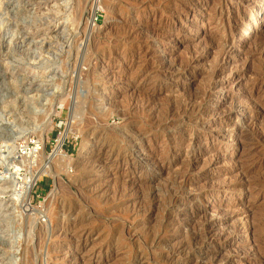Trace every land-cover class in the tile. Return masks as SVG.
Instances as JSON below:
<instances>
[{"label":"rangeland","instance_id":"374dc122","mask_svg":"<svg viewBox=\"0 0 264 264\" xmlns=\"http://www.w3.org/2000/svg\"><path fill=\"white\" fill-rule=\"evenodd\" d=\"M133 263L264 264V0H0V264Z\"/></svg>","mask_w":264,"mask_h":264},{"label":"bare ground","instance_id":"6f19581e","mask_svg":"<svg viewBox=\"0 0 264 264\" xmlns=\"http://www.w3.org/2000/svg\"><path fill=\"white\" fill-rule=\"evenodd\" d=\"M102 4V3H101ZM101 4L99 5V6H101ZM100 88V87H99ZM205 91V90H204ZM103 97V96H102ZM99 100V99H98ZM97 100V101H98ZM103 101V100H102ZM111 101V100H110ZM100 102V101H99ZM107 102V101H106ZM104 103V102H103ZM110 103H112V102H110ZM114 103V102H113ZM109 105V104H108ZM115 105V104H114ZM200 105V104H199ZM105 106H106V104H105ZM14 110V109H13ZM125 113V112H124ZM127 114H128V112H127ZM52 122V121H51ZM132 129L133 128H131V129H129V130H131L132 131ZM130 133V132H129ZM128 134V133H127ZM130 136V135H129ZM136 136V135H135ZM134 142V141H133ZM62 143H63V139H61L60 140V142H59V144H58V146L56 147V150H55V155H53V156H55V160L54 161H50V162H47V163H45V164H43L42 166H41V168L39 169L38 168V170L37 171H34V173H35V176H33V175H31V177H29V179H27V181L25 182V184H23L22 185V187H23V190H22V193H21V200L23 201V206L25 207V209H26V211H30V213H32L33 211H35V212H37V214H39V213H42V211L40 210V209H38V208H36L35 206H33L32 204H31V190H32V188H33V185H34V181H35V179L36 178H38V177H40L41 175H52L53 177H54V179L55 180H58L57 178H58V176H60V170H59V166H60V161H59V163L57 164L56 162L58 161V159L59 158H66L67 157V155L66 154H64V152H63V149H62ZM132 146V145H131ZM44 146L42 145L40 148L42 149ZM137 147V146H136ZM119 150V149H118ZM142 149H141V147H138L137 148V152H139L140 154L139 155H143L144 153H142L141 154V151ZM50 155H52V154H50ZM41 156H42V154H41ZM44 156V155H43ZM138 156V155H137ZM139 157V156H138ZM48 159V158H47ZM138 159V158H137ZM147 159V158H146ZM146 159H139V160H135L138 164H142V166H145V163H146ZM46 160V159H45ZM145 160V161H144ZM48 161V160H47ZM45 162V161H44ZM65 161H63V163H64ZM134 162V161H133ZM62 164V163H61ZM147 164V163H146ZM63 165V164H62ZM64 165H65V163H64ZM140 168V167H139ZM145 169V168H144ZM60 179V178H59ZM61 181V180H60ZM56 183H58V181H56ZM56 186V185H55ZM56 188H57V186L53 189V191H52V193H50L51 195H53V194H55L56 193ZM50 195V196H51ZM179 200V199H178ZM185 205V204H184ZM48 210L46 209L45 211H43V212H45L44 213V215H46V216H48V214L47 213H49V212H47ZM215 214V213H214ZM203 215V214H202ZM204 216H205V214H204ZM49 217V216H48ZM48 219V218H47ZM204 219V218H203ZM207 222V221H206ZM210 222V221H209ZM204 223V222H203ZM163 224V223H162ZM168 224V223H167ZM166 224V225H167ZM199 224V223H198ZM164 225V224H163ZM203 225H206V223L205 224H203ZM203 225H201V226H203ZM170 226V225H169ZM167 227V226H166ZM187 227V226H186ZM193 227V226H192ZM159 228V227H158ZM163 228V227H162ZM186 229V228H185ZM200 231V230H199ZM197 232L196 233V238L197 239H201V238H206L207 237V234H209L208 232H207V225H206V227H202V230L200 231V232ZM187 234V233H186ZM155 236V235H154ZM158 236V235H157ZM188 236V235H187ZM186 237V236H185ZM157 238V237H156ZM154 239V238H153ZM152 239V240H153ZM212 239V238H211ZM161 240V239H160ZM191 240V239H190ZM192 241V240H191ZM202 241V240H201ZM205 241V240H204ZM214 241V240H213ZM162 242V241H161ZM165 242V241H164ZM183 242V241H182ZM195 243V242H194ZM217 243V242H216ZM209 245V244H208ZM188 246V245H187ZM189 246H190V244H189ZM195 246V245H194ZM193 246V247H194ZM193 247H192V245H191V248L193 249ZM183 248H185V247H183ZM191 248H189V249H191ZM195 248V247H194ZM174 249V248H173ZM181 250V249H180ZM175 251V250H174ZM173 251V252H174ZM140 254V253H139ZM173 254V253H172ZM142 255V254H141ZM219 255V254H218ZM135 256V255H134ZM161 256V255H160ZM141 257V256H140ZM134 258V257H133ZM198 259V258H197ZM207 259V258H206ZM165 260V259H164ZM207 262H208V260H207ZM196 263V262H195ZM134 264V263H133ZM203 264V263H202ZM205 264V263H204ZM206 264H209V263H206Z\"/></svg>","mask_w":264,"mask_h":264},{"label":"built area","instance_id":"2783aa9c","mask_svg":"<svg viewBox=\"0 0 264 264\" xmlns=\"http://www.w3.org/2000/svg\"><path fill=\"white\" fill-rule=\"evenodd\" d=\"M59 138H60V136H59ZM59 138L57 139V143L59 142ZM41 141H42L41 137H39L37 139L30 140L28 143H26L24 145H21V150L20 151H21L22 154L26 155V157L29 159V161L31 163L32 170L24 178L19 177L17 182L15 183L16 191H17L18 195H20L22 193L23 188L21 187V184H24V180L27 179L28 177H30L31 175L35 176V173H33V172L37 169V167L39 165V162H40L38 155H39V153L41 151L40 150L41 149L40 147L42 146ZM63 143H62V145H63ZM62 149H63V147H62ZM51 153H49L48 155H50ZM39 179H40V177L35 179L33 188L31 190V195H32V192H33L34 188L37 186ZM31 204L33 205L32 198H31ZM35 207H38V209H40L42 211V213L38 214L39 218L45 219V215H44L45 212H43V211H45L44 206L40 204V205L35 206Z\"/></svg>","mask_w":264,"mask_h":264}]
</instances>
